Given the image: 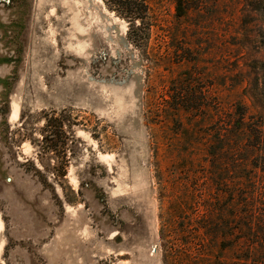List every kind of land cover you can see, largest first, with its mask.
<instances>
[{
	"label": "rangeland",
	"instance_id": "obj_1",
	"mask_svg": "<svg viewBox=\"0 0 264 264\" xmlns=\"http://www.w3.org/2000/svg\"><path fill=\"white\" fill-rule=\"evenodd\" d=\"M148 1L0 0V264H264L251 207L233 249L202 228L219 105L264 114L257 0ZM183 84L201 116L168 108Z\"/></svg>",
	"mask_w": 264,
	"mask_h": 264
},
{
	"label": "trees",
	"instance_id": "obj_2",
	"mask_svg": "<svg viewBox=\"0 0 264 264\" xmlns=\"http://www.w3.org/2000/svg\"><path fill=\"white\" fill-rule=\"evenodd\" d=\"M107 1L114 7H121V14H125L134 24L138 20L143 22L151 9L148 0ZM257 3L254 10L264 16V0H257ZM190 8L192 6L188 2L185 5L184 0H175L177 18L184 17ZM262 66L264 70V63ZM182 86L171 89L166 101L168 108L176 113L189 111L201 116L198 112H202V105H194L201 98L196 97V93L189 87L184 84ZM216 115L212 131L205 134L208 141L207 155L213 158L212 167L216 169L211 173L210 180L226 187L216 188L217 194L224 200L220 202L222 206L213 205L212 211H216L218 216L224 215L225 223L217 222L202 228L207 232L213 226L216 240H227L230 243L226 248L233 249L241 242L240 238L237 239L238 231L233 222L241 216L235 213V205H247L251 207L247 214H257L259 220L258 223L245 225L244 230L247 235L262 236V240L256 241V244H260L264 242V114H255L242 103H236L225 110L221 103Z\"/></svg>",
	"mask_w": 264,
	"mask_h": 264
}]
</instances>
